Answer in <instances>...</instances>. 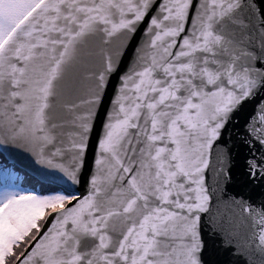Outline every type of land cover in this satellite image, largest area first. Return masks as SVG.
I'll list each match as a JSON object with an SVG mask.
<instances>
[{
	"label": "snow or ice",
	"instance_id": "6c2138e0",
	"mask_svg": "<svg viewBox=\"0 0 264 264\" xmlns=\"http://www.w3.org/2000/svg\"><path fill=\"white\" fill-rule=\"evenodd\" d=\"M0 264H264V0H0Z\"/></svg>",
	"mask_w": 264,
	"mask_h": 264
},
{
	"label": "water",
	"instance_id": "95a60500",
	"mask_svg": "<svg viewBox=\"0 0 264 264\" xmlns=\"http://www.w3.org/2000/svg\"><path fill=\"white\" fill-rule=\"evenodd\" d=\"M95 137H93V139H94Z\"/></svg>",
	"mask_w": 264,
	"mask_h": 264
}]
</instances>
